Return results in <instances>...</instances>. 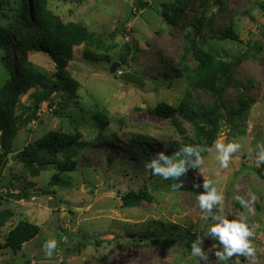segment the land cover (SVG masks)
<instances>
[{
	"label": "rangeland",
	"instance_id": "374dc122",
	"mask_svg": "<svg viewBox=\"0 0 264 264\" xmlns=\"http://www.w3.org/2000/svg\"><path fill=\"white\" fill-rule=\"evenodd\" d=\"M173 2L47 0L63 22L86 27L91 45L75 46L65 68L74 89L62 87L41 102L37 119H19L12 151L0 167V208L13 213L0 237L3 241L20 221L36 223L39 231L19 250L0 251V264H225L214 255L218 242L207 236L211 221L201 219L197 196L204 189L187 188L205 179L223 193L228 219L247 217L257 264H264V164L255 162L256 146L264 142V0H189L176 25L163 14ZM19 7L18 0H0V25L16 38L19 29L23 32ZM229 25L235 40L220 36ZM193 45L228 65L230 83L219 73L214 85L224 86L220 99L196 78ZM84 50L106 58H87ZM27 58L53 81L48 55L29 52ZM14 65L13 43L0 46V86ZM34 92L32 87L19 95L16 115L25 116ZM160 103L179 109L174 119L148 110ZM209 106L211 117H217L215 133L209 122L197 129L181 114ZM97 113L105 116L103 128L94 119ZM50 130L79 132L86 145L68 150L74 170L61 172L50 164L34 175L14 155ZM217 140L242 145L227 168L217 159ZM184 142L211 151L202 152L203 164L180 178L183 188L172 190L175 181L152 175L145 164L159 151L173 154ZM128 190H145L150 198L124 207L120 196ZM237 196L248 202L247 208ZM197 237L203 239L207 260L191 253ZM51 238L57 249L48 258L42 245ZM226 264L249 261L234 256Z\"/></svg>",
	"mask_w": 264,
	"mask_h": 264
},
{
	"label": "trees",
	"instance_id": "16d2710c",
	"mask_svg": "<svg viewBox=\"0 0 264 264\" xmlns=\"http://www.w3.org/2000/svg\"><path fill=\"white\" fill-rule=\"evenodd\" d=\"M19 21L23 32L18 30L19 37L8 27L0 25V46L7 48L13 43L15 51L14 73L0 86V167L8 153L12 151V140L15 138L20 126V118L29 122L37 119V113L41 102L50 100L53 93L60 88L74 89L75 81L66 76L65 68L72 59L73 48L80 44L91 45V35L86 27L75 21L63 22L46 5L47 0H18ZM189 0H174L169 12H164L166 19L172 25H176L185 14ZM223 38L235 40L237 34L229 25L220 32ZM15 37V39H14ZM29 52H40L48 55L54 64V79L51 82L46 80V76L38 70L28 60ZM193 56L196 60L194 71L198 80H203L204 86L212 88L218 92V99L222 95L224 86L214 87L218 74L225 76L226 84L232 80V73L228 65L217 60L213 55L197 45L192 46ZM87 58L105 59L106 55L84 50L82 53ZM4 67L8 68L10 61L8 55L2 56ZM225 84V85H226ZM63 85V86H62ZM34 88L32 94V104L28 105L25 116L15 114L16 103L19 95L26 92L29 88ZM215 88L217 90H215ZM215 105V104H214ZM154 114L163 115L174 119L179 109L166 105L158 104L154 108H148ZM213 107L210 109H193L189 115L181 113L197 129L203 121L210 123V128L215 133L217 128V117H211ZM102 113H97L94 117L99 127L105 126L106 120ZM86 141L82 139L79 132H65L62 130H50L33 142H28L22 149L18 150L14 157L35 175L37 171L45 166L54 164L61 172L71 171L76 168V162L70 159L68 153L71 147H82ZM184 145H188L184 142ZM65 153L64 159H60L59 154ZM168 155V154H167ZM56 182L60 181L57 174L53 176ZM198 190L193 185L187 187ZM9 196H13L12 194ZM124 207L137 206L142 200L149 199L145 190H128L121 196ZM12 210L0 208V228L12 217ZM39 231L36 223L20 221L9 229L2 241L0 237V251L6 248L19 250L21 245L32 239Z\"/></svg>",
	"mask_w": 264,
	"mask_h": 264
},
{
	"label": "clouds",
	"instance_id": "9594fccd",
	"mask_svg": "<svg viewBox=\"0 0 264 264\" xmlns=\"http://www.w3.org/2000/svg\"><path fill=\"white\" fill-rule=\"evenodd\" d=\"M167 147V145H165ZM242 145L235 141L225 143L223 140L215 142V150L218 153L217 159L221 167L227 168L233 154L241 149ZM256 165L264 164V142L257 144ZM211 151L199 145L182 144L177 151L171 155H166L164 151H159L145 164L146 169L150 170L152 175L159 176L163 180L175 181L169 187L172 190L183 188V181L180 179L185 176L190 168L197 169L203 164L201 155L204 151ZM194 187H201L204 191L197 196L198 206L201 210V219L211 221L208 227L207 236H210L218 244L212 247L217 250L214 252L219 261L231 260L234 256H243L249 261V264H257V249L252 242L254 236L253 229L247 223V217L240 214L235 218L228 219L223 214L224 195L217 189L214 182L210 179L203 180L202 185L194 184ZM236 199L244 208L248 207V202L242 197ZM256 200L255 196L251 198ZM216 209V211H214ZM203 239L197 237L191 244V253L195 257L207 260L208 256L202 248ZM45 256L51 258L57 249V241L54 238L48 239L42 245Z\"/></svg>",
	"mask_w": 264,
	"mask_h": 264
}]
</instances>
